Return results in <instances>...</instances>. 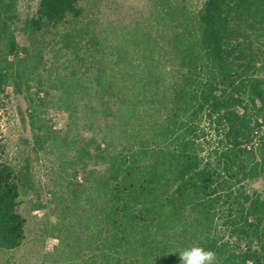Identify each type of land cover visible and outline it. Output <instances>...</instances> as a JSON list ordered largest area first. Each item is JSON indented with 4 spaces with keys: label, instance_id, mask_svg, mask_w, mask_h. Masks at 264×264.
<instances>
[{
    "label": "trees",
    "instance_id": "obj_1",
    "mask_svg": "<svg viewBox=\"0 0 264 264\" xmlns=\"http://www.w3.org/2000/svg\"><path fill=\"white\" fill-rule=\"evenodd\" d=\"M101 2L40 0L22 46L18 0H0V101L10 86L30 90L55 45L73 65L59 101L75 122L88 114L51 229L55 264H179L191 246L217 264H264V0H206L196 14L152 0L151 29H113L116 42ZM28 101L34 119L43 102ZM32 189L30 167L0 165V250L26 240L20 198Z\"/></svg>",
    "mask_w": 264,
    "mask_h": 264
},
{
    "label": "rangeland",
    "instance_id": "obj_2",
    "mask_svg": "<svg viewBox=\"0 0 264 264\" xmlns=\"http://www.w3.org/2000/svg\"><path fill=\"white\" fill-rule=\"evenodd\" d=\"M171 1L185 4L189 12L196 14L206 0ZM151 2L102 0L96 12L100 16L101 27L110 23L111 33L106 34L108 40L116 42L118 36L113 29H129L139 21L150 30ZM39 3L40 0H18L19 19L15 29L22 46L28 44L24 26L37 13ZM106 51L109 53L111 49L107 47ZM68 56L55 45L47 48L39 69L30 75V90L26 88L19 94L10 86L0 101V165L9 164L17 170L30 167L34 177V189L22 192L20 198L19 212L27 219L26 240L16 250H0V264L56 263L59 240L52 234V225L61 214L59 201L70 197V183L74 182L70 162L75 147L81 138L91 136V130L86 125L88 114L83 108H80L75 122L59 101L62 91L56 86L57 78L66 76L73 67L67 62ZM29 95L43 102L34 119L30 116ZM129 123H123L118 128L117 133L121 137L126 134L124 130L130 131L136 125L135 119ZM100 129L107 131L103 120L97 122L96 127L98 136L102 137ZM41 132L49 136L44 146L37 142L36 135ZM254 187L263 189L264 180L256 182Z\"/></svg>",
    "mask_w": 264,
    "mask_h": 264
},
{
    "label": "clouds",
    "instance_id": "obj_3",
    "mask_svg": "<svg viewBox=\"0 0 264 264\" xmlns=\"http://www.w3.org/2000/svg\"><path fill=\"white\" fill-rule=\"evenodd\" d=\"M178 261L179 264H217L215 253L199 246L184 249Z\"/></svg>",
    "mask_w": 264,
    "mask_h": 264
}]
</instances>
